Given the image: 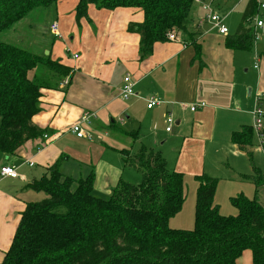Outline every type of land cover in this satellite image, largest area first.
<instances>
[{"label": "crops", "instance_id": "1", "mask_svg": "<svg viewBox=\"0 0 264 264\" xmlns=\"http://www.w3.org/2000/svg\"><path fill=\"white\" fill-rule=\"evenodd\" d=\"M229 1L216 0V9ZM76 3L77 0L55 3L57 18L52 21L58 23L61 35L59 38L52 35L51 42L41 47L45 55L50 53L72 70L66 86L62 87L59 81L58 88L40 90V110L32 117V123L44 129L47 137L26 140L11 154L0 152V168L13 166L18 175L14 178L0 176V260L11 243L25 204L40 197L39 192L29 188V183L44 175L60 158L59 170L72 163L78 168L79 177L90 173L93 165V188L98 175L105 181L101 193L108 195L117 181L110 180V174L103 171L101 163L109 171L111 165L103 161L105 152L110 149L122 155L121 151L126 149L117 142L118 135L128 138L129 131L136 132L137 135L132 136L137 141L139 130L143 128L152 137L153 147L167 134L173 140L168 148L171 146L169 149L176 152L177 171L194 177L214 175L207 161L211 152L223 155L218 162L226 155L229 157L230 152L234 156L249 157L255 154L257 147L264 152L261 145L254 143V130L246 129L252 126L251 111L257 94L261 95L264 107V35H259L258 42L247 50L226 48V35L219 34L207 22L196 26L203 12L195 4L189 34L175 32L174 38L156 42L150 54L141 58L139 34L127 31L128 23L141 22L139 10L97 9L88 4L86 17L76 22ZM247 4L248 0L246 7ZM228 34L232 33L228 30ZM2 36L7 41L13 39L32 45L30 40L18 35ZM243 73L253 75L250 82L240 77ZM125 74H129L135 94L121 99ZM150 97L160 102L147 108ZM193 102H204L205 106L191 110ZM86 112L94 116L88 122L90 127L84 126L91 133L90 139L77 137L70 130ZM169 113L173 124L167 131ZM127 125L136 129H129ZM108 130L117 132L111 135ZM235 131L245 132L247 144L232 140ZM93 135L99 137L100 143L92 140ZM164 142L162 139L159 145ZM141 145V141L138 142V146ZM253 167L248 174H252ZM261 186L259 198L263 192ZM237 262L252 264L250 250H244Z\"/></svg>", "mask_w": 264, "mask_h": 264}, {"label": "trees", "instance_id": "2", "mask_svg": "<svg viewBox=\"0 0 264 264\" xmlns=\"http://www.w3.org/2000/svg\"><path fill=\"white\" fill-rule=\"evenodd\" d=\"M57 1L0 0V152L5 154L46 133L32 123L40 110V90L58 88V82L72 70L50 53L32 52L2 35L33 8ZM88 4L97 9L139 10L141 22L128 23L127 31L139 34L142 58L169 34H189L194 2L77 0L76 22L86 17ZM256 9L255 0H248L237 30L226 34V48L247 50L252 46L254 30L246 23ZM246 129L253 131L252 126ZM133 134L137 135L128 132ZM232 140L247 144L244 131L233 132ZM260 145L264 150V127ZM121 152L122 162L139 171L141 181L132 184L119 179L107 197L93 193L92 171L79 178L63 174L61 158L29 183L31 190L45 196L25 204L0 264H238L246 249L252 264H264V204L258 192L264 175L259 169L253 167L252 174L241 176L254 185V195L251 199L241 194L231 197L235 216L220 214L214 203L218 179L195 176L199 184L194 226L191 230L172 229L168 220L180 210L185 197L183 173L168 170L164 157L144 145L132 155L127 149Z\"/></svg>", "mask_w": 264, "mask_h": 264}, {"label": "rangeland", "instance_id": "3", "mask_svg": "<svg viewBox=\"0 0 264 264\" xmlns=\"http://www.w3.org/2000/svg\"><path fill=\"white\" fill-rule=\"evenodd\" d=\"M195 5V3H194ZM227 8V9H226ZM229 9V10H228ZM246 9V0H231L228 3H225L223 6L216 9V11L224 17V24L226 25L227 29L229 30V33H234L239 23L242 19V15ZM56 4H51L50 6H39L36 8H33L29 11V13L21 19L19 22L14 24V26L5 32V35H18L21 36L25 40H30L32 42V45H26L20 41H13V39L8 41L14 42L22 47L28 48L32 52L40 53L41 47L45 44H49L53 38L52 34L49 32V24L52 20L56 19ZM228 11V12H227ZM246 26H250L253 28V20L248 23H246ZM264 27L259 28L255 31V35H257L256 38L252 41V46L257 41L256 39H259V35H264ZM1 35V34H0ZM17 36V37H18ZM258 42V41H257ZM45 54V50L43 51ZM241 73V72H240ZM240 77H246L248 82L251 81L253 78V75L250 74H240ZM89 125V123H84V126ZM90 127V125H89ZM85 128V127H84ZM127 128L135 130L136 127H130V125H127ZM111 135L116 134V130H108ZM116 131V132H114ZM108 133V134H109ZM110 135V134H109ZM120 138L117 142L124 144L122 147L129 150V154L132 155L134 152L137 151L138 142L141 141V144L146 146L148 149H152L155 151H158L162 157L166 160V165L168 170H178L176 167V152L171 151L168 148V145L173 142V140L167 135L164 134L161 136L162 139L165 140L164 145H159V142L162 141L160 139L158 141V144L154 147L150 142L152 137H149L145 132L144 129L141 128L139 130V140L135 141L133 140V136L124 137L122 135H118ZM111 137V136H110ZM92 140L99 142V137L93 135ZM153 140V139H152ZM135 141V143H134ZM255 144L256 146L260 145L259 137L256 134L255 138ZM257 151L255 154L252 155V157L239 155L234 156L232 155V152H230L229 157L226 155L223 157L221 161L218 162V158H220L221 155H217L214 152H211L207 156V161L210 162L213 168H210L209 170L213 172L212 177H216L218 179L217 185L215 188V194H214V203L218 204L219 206V212L220 214L224 216H235L237 214V209L232 205L231 203V197L242 195L244 197H247L251 199L254 195V185L251 184L247 180H242L241 176L245 173L248 174L251 171V166H255L259 168L260 172L264 175V152L260 150L258 147L256 148ZM110 151V152H108ZM110 158L107 159V158ZM103 161L107 162L108 164L113 166L115 168L112 171L109 167V171L106 170V165L104 163H101L103 171L110 174V180H114L115 182L119 181L121 179L122 181L132 183V184H138L141 181V174L139 171H137L135 168L126 166L122 162V155L117 153L116 151L112 150H106L105 155L103 157ZM94 171L93 165L91 166ZM100 166L97 167L98 173L100 174ZM63 174L67 175L70 174L71 177L79 178L78 168L70 163L61 171ZM69 175V176H70ZM97 175V173H96ZM101 175V174H100ZM105 175V174H104ZM241 175V176H240ZM105 181L103 178L99 177L97 175L96 184L93 188V193L96 196L100 197H107L108 195L101 193L103 190L102 184ZM116 182V183H117ZM101 183V184H100ZM198 181L196 178L191 175L190 173L186 172L183 175V186H184V201L182 203V206L180 210L175 213L173 216L170 217L168 220V226L172 229H182V230H191L194 226V206H195V198H196V189L198 186ZM263 188V192L261 193V202L264 204V184L261 186ZM98 190V191H97ZM40 197L36 199V201L41 200L45 195L43 192H39Z\"/></svg>", "mask_w": 264, "mask_h": 264}, {"label": "built area", "instance_id": "4", "mask_svg": "<svg viewBox=\"0 0 264 264\" xmlns=\"http://www.w3.org/2000/svg\"><path fill=\"white\" fill-rule=\"evenodd\" d=\"M193 2L197 5H199L201 11L203 12V16L197 21L196 26L200 27V25L204 22L209 23L210 27L212 29H215L219 34L226 35L228 34V29L226 25L224 24V17L220 15L216 11V0H193ZM256 2V11L254 12L252 16L253 20V30H254V37L256 29H259L264 26V0H255ZM50 32L52 35L56 38L60 37V32L58 30V23L56 21H52L50 24ZM169 38H174L173 34H169ZM76 57V55H74ZM68 80L67 78L64 79V81L61 82V86H65L67 84ZM123 86L121 87L120 91V97L121 99H127L128 97L134 95L133 91V84L131 83V79L129 74H125L122 78ZM160 100L155 99L153 97H150L147 100L146 107L150 108L154 104H158ZM205 106L204 102H193L190 103V109L194 110L197 107H203ZM252 114V129L254 132L258 135L259 141L262 140V129L264 127V108L262 106V97L261 95H256L254 99V106L251 111ZM94 117L91 113H83L82 116L79 118L76 123H74L70 130L73 132L77 137H87L88 139L91 138V133L86 131L83 127L84 123H88L91 118ZM166 130H170V126L173 124V118L171 114L166 115ZM47 134H43V138H46ZM32 164V163H30ZM0 176L2 177H17V173L13 166L10 165H4L0 168Z\"/></svg>", "mask_w": 264, "mask_h": 264}]
</instances>
